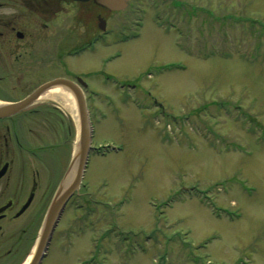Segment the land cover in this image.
<instances>
[{
	"label": "rangeland",
	"instance_id": "rangeland-1",
	"mask_svg": "<svg viewBox=\"0 0 264 264\" xmlns=\"http://www.w3.org/2000/svg\"><path fill=\"white\" fill-rule=\"evenodd\" d=\"M104 17L114 29L108 43L67 57L70 41L60 33V67L37 56L24 78L0 90L19 99L53 76H80L88 86L93 146L123 147L92 153L43 264H264V0H132ZM241 17L250 22L234 21ZM79 18L71 31L76 46L100 31L95 12L86 15L88 26ZM32 20L29 32H40ZM121 26L139 37L117 42ZM106 74L136 88L125 95L127 87L103 80ZM56 105L35 103L25 113L43 109L22 132L32 145L40 142L31 127L55 144L61 180L48 199L34 202L31 232L0 249V264H23L33 252L71 166L79 123ZM112 223L136 236L132 251L114 234L101 240Z\"/></svg>",
	"mask_w": 264,
	"mask_h": 264
},
{
	"label": "flooded vegetation",
	"instance_id": "flooded-vegetation-1",
	"mask_svg": "<svg viewBox=\"0 0 264 264\" xmlns=\"http://www.w3.org/2000/svg\"><path fill=\"white\" fill-rule=\"evenodd\" d=\"M92 12H95L98 26V19H106L104 13L109 11L94 0H0V90L18 77L24 78L29 73L30 61L37 56L43 58L44 64L51 62L52 67H60L61 47L64 46L61 45L60 33H65L64 38L70 41L67 50H73L76 45L71 31L76 18L80 17L79 24L88 26L91 21L87 24L85 17ZM30 18H35V24L41 27L40 32H29L28 25L33 22ZM54 24L61 25L56 32L51 26ZM58 77L53 76L36 87ZM28 94L10 99L0 91V102H16ZM40 109L43 108L0 117V249L14 241L18 244L16 237L23 236L28 227L31 232L29 224L33 220L29 212L34 202L48 199L60 180L55 144L45 143L42 132L31 127L29 133L40 142L32 145L22 132L23 123L32 121L41 112ZM47 113L54 116V113ZM39 126L44 128L42 123ZM26 156L33 159L32 164L29 165ZM41 206L36 205L38 212ZM24 246L15 251L20 254Z\"/></svg>",
	"mask_w": 264,
	"mask_h": 264
},
{
	"label": "water",
	"instance_id": "water-1",
	"mask_svg": "<svg viewBox=\"0 0 264 264\" xmlns=\"http://www.w3.org/2000/svg\"><path fill=\"white\" fill-rule=\"evenodd\" d=\"M96 2L102 6L108 7L111 10H122L128 5V0H96ZM105 25V22L101 21L100 28L104 29ZM79 82L83 86L86 85L81 78L79 79ZM57 85H62L70 89L75 94L79 107V143L78 148L76 150V154L71 164L72 167L75 166V164L78 166V173L75 180L67 188H65L61 192V194H58L53 200V203L51 204L48 215L46 217L43 231L40 236L37 252L31 264L39 263L40 258L42 256V252L50 243L53 231L64 211V208L66 207L68 200L79 189L80 184L82 182L91 143L90 122L88 116L87 102L84 91L80 85L66 78H57L41 85L36 90H34L29 96H27L21 101L0 106V117H6L16 114L33 104L42 93Z\"/></svg>",
	"mask_w": 264,
	"mask_h": 264
},
{
	"label": "bare ground",
	"instance_id": "bare-ground-1",
	"mask_svg": "<svg viewBox=\"0 0 264 264\" xmlns=\"http://www.w3.org/2000/svg\"><path fill=\"white\" fill-rule=\"evenodd\" d=\"M43 100L57 102L61 107H63L67 112H69V114L72 115L74 119L79 123V107H78L77 99L75 94L67 87L62 85H57L48 89L47 91L42 93L38 99V101H43ZM3 104H4L3 102H0V106H2ZM77 173H78V166L75 164V166L67 174L60 188L59 194H61V192L75 180ZM31 257H32V252L23 264H28Z\"/></svg>",
	"mask_w": 264,
	"mask_h": 264
}]
</instances>
